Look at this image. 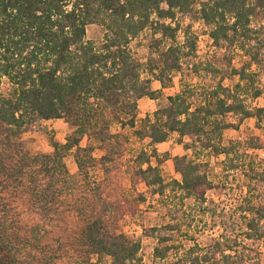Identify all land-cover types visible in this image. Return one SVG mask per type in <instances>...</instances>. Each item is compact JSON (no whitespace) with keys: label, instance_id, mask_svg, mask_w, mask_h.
<instances>
[{"label":"trees","instance_id":"trees-1","mask_svg":"<svg viewBox=\"0 0 264 264\" xmlns=\"http://www.w3.org/2000/svg\"><path fill=\"white\" fill-rule=\"evenodd\" d=\"M187 17L208 27L215 46H237L245 60L234 66L225 55V67L196 60L198 37ZM91 24L103 27L100 42L87 37ZM147 29L159 34L150 45L158 58L141 62L132 41ZM263 49L264 0H0V264H141V240L120 222L136 216L148 194L177 199L181 209L192 200L184 216L206 214L209 191L224 193L235 174L242 221L224 222L208 246L174 242L184 223L177 215L143 235L156 239L155 258L173 254L168 264H262L261 252L249 260L254 250L244 238L264 249V157L254 154L264 150V106L252 103L264 94ZM185 61L198 75L220 78L184 84L139 123V100L162 96ZM153 79L160 89L151 88ZM59 118L70 128L66 141L51 137L53 152H31L23 134ZM245 120L256 132L226 143L225 131ZM172 133L192 154L174 157L181 179L167 181L157 144ZM133 135L149 148L126 161ZM210 157L221 169L216 178Z\"/></svg>","mask_w":264,"mask_h":264},{"label":"rangeland","instance_id":"rangeland-1","mask_svg":"<svg viewBox=\"0 0 264 264\" xmlns=\"http://www.w3.org/2000/svg\"><path fill=\"white\" fill-rule=\"evenodd\" d=\"M259 22V18L254 20L253 25L255 26ZM192 24L193 31L198 37V49L196 60L201 61H212L220 67L227 66L226 56H233V65L240 66L243 60H245V53L242 52L237 46L228 47L227 44L223 47H217L214 45L213 39L208 33V27L198 19H192L190 17L185 18L184 24ZM104 35L103 27L98 24H91L87 28V37L93 39L97 42L102 40ZM159 34H153L150 29L145 30L141 35L132 41L133 52L135 56L141 61L146 62L151 56L153 58H158V54L155 51L153 54L151 52V44L154 37H158ZM165 44L162 46L164 47ZM263 63L260 67L262 73L261 82L264 85V49L262 50ZM226 55V56H225ZM185 69L174 75L173 83L171 86L163 89V95L157 99H152L150 97H144L139 100V110H138V121L143 119L147 114H153V112L160 107L161 104L166 102V98L169 94H173L181 90L184 84H204V85H213L220 78V76H215L212 73L206 75H198L190 69V66L185 61ZM144 77H148V71L143 73ZM233 80L226 78L224 80L225 85H232ZM161 82L153 79L151 82V88L157 90L161 88ZM1 89L4 92H9L11 89L10 81L7 78L3 79L1 84ZM257 105L264 106V94L252 102ZM118 123H114L113 128H118ZM70 128L67 122L63 119H51V120H39L35 123L34 128L25 132L22 136V139L26 147L33 153L45 152L50 153L54 151V148L51 144V137L59 139L63 142L66 141V136L69 133ZM130 131V130H128ZM249 132H256V128L253 120H245L239 130L227 129L225 131V142L228 143L230 139H236L240 137H245ZM260 134H264V130L258 131ZM185 141H190V137H185ZM87 137H84L82 140V145H86ZM149 148L148 139L140 140L132 136L131 142L129 144V151L126 155V161L129 158L134 157L142 148ZM158 150L160 152V157L162 158L161 168L162 173L167 181L172 179H181V174L177 171L175 166L174 157L176 155L183 154H192V150L185 149L184 145L179 141V136L177 133H172L167 141L157 144ZM98 155V152L96 151ZM254 154L259 157H264V150H255ZM209 160V168L206 169L209 171L211 177L216 178L215 174L221 172L220 167L218 166L217 159L215 157L207 158ZM125 161V162H126ZM153 162L156 163V160L153 159ZM70 169L72 171L76 170L74 157L71 155L67 161ZM94 177L99 178V175L94 172ZM239 181H242L241 177L238 174L231 175L229 179L226 180L229 186L224 193L215 190L209 191L208 201L206 206L212 208L211 211H208L206 214L202 213L199 209L194 210L192 215L188 212L187 215H183V210L188 204H192V200H187V204L184 209H181V204L176 205L170 199L165 198L159 194H148L146 201L142 202L140 205V211L136 216H127L120 222L121 230L125 231L127 234L134 236L135 238H140L141 240V249L140 254L142 256L141 264H168L171 260L172 255L164 260L157 259L154 257V248L157 244L155 238H150L143 235L144 228L161 226L171 220L174 216H179V219L184 223L181 226V229L175 232L174 242L181 244L184 247L190 246L193 244L194 240L200 242L203 246H208L211 242L214 241V238L219 236L224 231V226L231 219L237 221H242L240 212L235 209V207L240 202V189ZM129 185L128 181H125ZM140 190H145L147 187L142 184L139 186ZM168 199V200H167ZM167 200V202H165ZM172 204L173 211H170L171 206L167 203ZM178 202V201H177ZM190 208H188L189 211ZM215 209L216 211H213ZM174 215V216H173ZM231 215V216H230ZM230 218V220H229ZM226 220V221H225ZM231 225V224H230ZM245 243L249 247L253 248L254 251H247L249 254V260L252 262L255 261L257 252H261L260 258L262 264H264V249L261 245L252 242L250 239L244 238ZM170 259V260H169ZM256 264V261L254 262Z\"/></svg>","mask_w":264,"mask_h":264}]
</instances>
